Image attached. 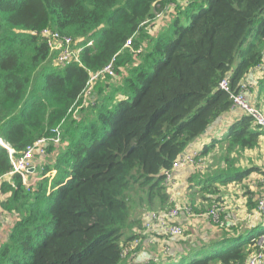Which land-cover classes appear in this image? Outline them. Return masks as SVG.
<instances>
[{"label":"trees","instance_id":"16d2710c","mask_svg":"<svg viewBox=\"0 0 264 264\" xmlns=\"http://www.w3.org/2000/svg\"><path fill=\"white\" fill-rule=\"evenodd\" d=\"M178 1L0 0V138L17 158L60 133V144L46 147L53 162L41 167L43 176L56 173L34 185L5 177L11 164L0 147V211L17 214L0 264H123L122 249L142 226L135 209L144 216L173 207L164 172L231 110L220 82L228 78L230 93H240L264 59V0ZM169 5L172 16L147 32ZM44 29L77 42L78 61L54 66ZM97 73L104 81L83 105ZM259 88L264 96V79ZM263 135L242 115L203 145L204 158L223 148L225 168L192 174L195 193L241 182L252 169L235 167L231 154L257 148ZM251 242L236 239L203 258L194 248L180 256L166 247L147 264H243Z\"/></svg>","mask_w":264,"mask_h":264},{"label":"crops","instance_id":"0c3cea01","mask_svg":"<svg viewBox=\"0 0 264 264\" xmlns=\"http://www.w3.org/2000/svg\"><path fill=\"white\" fill-rule=\"evenodd\" d=\"M263 75L264 59L262 65L251 70L246 77V83L248 85L250 82L252 83V87L247 91L246 95L249 101L260 109H264V96L262 92H259V82L264 79ZM242 115L243 114L240 111L231 109L210 129V131L195 139L189 146H187V152L194 150L201 152V150L203 149V145H208L209 142L213 140H220V138L225 136L228 126L234 121L238 120ZM263 143L264 135L260 139V143L257 148L243 151L240 155L239 163L237 162L235 167L238 168V166H240L242 169H252V171L241 182H232L227 185H220L218 183H215L218 192L215 198V195H208V193L196 194V196L200 195L201 199L197 198L198 201L192 202V206L202 208L203 202L209 203V206L215 205V212L210 211L213 207H207L205 208L207 212L201 219L191 218V216L195 217L197 215L187 213V242L180 241L178 239L179 237L164 236L155 226H153V228L148 230L146 233L144 232L143 234L141 233L138 235V238H140L141 241L137 250L130 253L122 263L147 264L148 260L153 255L155 256L157 254H160L165 247H170L171 254L178 253L180 256L188 254V251L194 248L196 251L195 253L198 257L199 254H201V256L207 254V252L212 249V247L216 248V251H223L228 248L229 245L236 239H241L242 241L247 242L248 240H252L250 238L257 234L258 231H264V218L260 219L264 217V211L262 213H257L254 208H251L254 205V202L259 197L264 195V182L262 180V170L264 169V162L261 164L263 168H260V170L258 168L256 169V167L260 166V163L257 162V157L255 156L257 151L262 150L264 146ZM56 148H58V146ZM212 154L221 156L218 164H220V167H224L225 164L222 159V151L220 149L216 152L212 150V152L208 156H206V158H208ZM235 155L236 154H233L234 157ZM53 159L54 151H52L51 155H48L46 152V155L43 158L35 156V170L33 171V174L30 175L29 181H32L31 179L34 180L35 178L42 179L43 177H49L51 179L56 172L54 170H51L45 176H43L41 174V167L42 163H52ZM183 169L184 170H179L175 173L173 182L177 183L179 181V183H181L182 181L184 182V180L187 178V181L185 183L187 185V194H192L193 192L195 193V188L189 182V178L192 175V170L190 168ZM257 170L259 172H257ZM182 172L184 174L180 175ZM181 176H184L183 179ZM246 187L249 195L245 193ZM172 197L173 196H171V199ZM202 198L204 200L203 202L201 201ZM176 203L177 202L173 200L174 207L176 206ZM249 205L251 207H249ZM187 208H191V206L187 205ZM215 213L219 215L221 224H214L211 215L214 216ZM3 217L6 216L0 215V246L6 240L8 230L12 226V224L9 223L10 220H8V223H6V220ZM184 218L185 217H180L178 221H175L177 224L184 226ZM250 221L252 223L249 227ZM211 223H213L214 225H212ZM229 228H231V233L226 232L220 234L223 231L219 230H227ZM248 233H250L248 238L243 239ZM185 243H187V251H185V246L182 245ZM251 245L252 242L248 244L247 251L250 250Z\"/></svg>","mask_w":264,"mask_h":264},{"label":"built area","instance_id":"2783aa9c","mask_svg":"<svg viewBox=\"0 0 264 264\" xmlns=\"http://www.w3.org/2000/svg\"><path fill=\"white\" fill-rule=\"evenodd\" d=\"M179 5L182 4V0L178 1ZM173 5H169L165 11L156 14V19H161L162 15L169 9L172 8ZM167 17V16H166ZM40 35L42 38H45L47 40V45L50 48V51L55 53V58L53 60L54 66L63 67L64 65H67L71 62H77L78 61V55L81 52V47H77V42H73V40L70 37L67 36H61L59 33L52 31L50 29H44L40 32ZM92 45V41H89L87 43V46ZM111 68L107 67L105 69L106 72H108L109 75H112L110 72ZM98 75L97 74H89V81L87 83V87L83 94L80 97L81 103L84 105L87 102L93 101L92 98V90L95 82L98 81ZM220 88L229 93L230 100L232 102L231 109H236L240 111L243 115L248 116L254 126L257 127L259 131H261L264 134V114H262L248 99L246 95V85L243 86L245 88L240 93L234 94L230 93L229 90V82L228 78L223 79L220 82ZM75 116V114L73 115ZM55 136L51 139L41 138L34 142L32 145H29L24 150V153L14 158L12 156L13 152L10 147H8L3 140L0 138V147H3L7 150L9 158H10V164H11V171L6 175V178H9L12 174H18L20 175L22 182L25 186L34 185L33 181L29 182L30 175L33 174V171L35 170L34 165V158L35 156L39 158H43L46 155V146L48 145V142L50 141L53 144H60V133L58 128L55 129ZM199 151H188L185 150L183 153L177 156L175 161L172 164V167L170 170H167L164 172L165 181L166 183H169L173 178V172L175 170H178V168H190L192 172H198L204 170L205 166V158L201 157L199 155ZM43 165V163H42ZM32 180V179H31ZM262 180L264 182V172L262 174ZM2 201V194L0 192V203ZM256 210L259 213H262L264 211V195H262L260 198L257 199V205ZM1 212V211H0ZM173 210H170L169 212L163 213V214H155V213H149L145 214L144 218L146 220V228H149L151 225V221L156 222L157 228L162 234V230L164 231L163 235L169 236V237H180L183 234V228L179 225H176L172 219L175 217ZM214 219V216L211 215ZM17 219V214H12L10 216V221L14 222ZM215 222H218L215 220ZM252 245L250 250L248 251V254L244 260L243 264H264V232L260 233L257 237L253 238ZM135 245V248L139 245V238H136L132 243H129V246L122 249V257L127 256L128 252L131 251L130 248ZM127 252L126 256L124 255V252ZM163 256L166 253H169L168 248H164L163 251H161ZM153 261L157 260L156 256H152Z\"/></svg>","mask_w":264,"mask_h":264},{"label":"rangeland","instance_id":"374dc122","mask_svg":"<svg viewBox=\"0 0 264 264\" xmlns=\"http://www.w3.org/2000/svg\"><path fill=\"white\" fill-rule=\"evenodd\" d=\"M176 10H175V6H172V8H169L163 15H162V17H161V19H159V20H157V21H153V22H150V24H149V26L147 27V32H150L149 30H151V31H153V32H150V33H152V34H154L155 32V30H157L158 28L160 29V27L162 26V25H164L166 22H167V20H165L166 19V16H168V17H170V15L172 16V14L175 12ZM155 19H156V17H155ZM160 20H164L163 21V23H162V25L160 26L159 25V21ZM263 78H264V75H263ZM101 79H103V78H101ZM101 79H99V80H101ZM98 80V81H99ZM104 80H101V82H103ZM96 83V82H95ZM95 85V84H94ZM252 87V83L250 82L249 83V85L246 83V89H245V91H246V94H247V91L250 89ZM92 100H94L93 99V94H92V98H91ZM254 105V104H253ZM255 106V105H254ZM262 114H264V109L263 108H258L257 106H255ZM263 145H264V143H263ZM221 150L222 151V153L224 154V150H223V148L222 147H220V146H215V148L213 149L215 152L217 151V150ZM242 154V153H241ZM241 154H236L235 155V157L233 156V154H231V157H233V159H234V161H236V159L238 160V163H239V157H240V155ZM256 157H257V162H259L260 163V166L259 167H256V169L258 168L259 170H260V168H263L262 167V163L264 162V146H263V148H262V150L261 151H257V153H256V155H255ZM221 158V156L220 155H216V154H212L211 156H209L208 158H206L205 157V161H206V163H205V166H204V170H202V171H199V172H194V173H191V174H195V173H199L200 174V176H202V177H206V176H210V177H213V176H215L216 174H218L219 173V168H225V166L223 167V166H221L220 167V164H218V161H219V159ZM222 159H223V155H222ZM225 164V163H224ZM238 168L239 169H242L240 166H238ZM179 170H184L183 168H178V170H175L174 172H173V178H172V180L169 182V183H166V181H164V183H165V186L167 187V193H168V195H169V197H170V201L173 199V200H175V202H177L176 203V206L174 207H172L171 209H169L168 211H165V212H160V213H156V212H149V213H155V214H163V213H166V212H169L170 210H173V212H174V215H176L173 219H172V221L176 224V225H179V224H177L176 223V221H178V219L180 218V217H185L184 218V220H185V225L184 226H181V225H179V226H181L182 228H183V234H182V236H180L178 239L180 240V241H182V242H187V213H189V214H194V215H197V216H195V217H193V216H191V218H194V219H201L205 214H206V210H205V208H207V207H213L212 208V210H210L211 212H215V205H212V206H209V203H205V202H203L204 200H203V198H202V208L201 207H197V206H192V202H194V201H198V199H201L200 198V195H197L196 196V194H199V193H192V194H187V185L185 184L186 183V181H187V178L184 180V182L182 181L181 183H179V181L177 182V183H174L173 182V180H174V175H175V173L177 172V171H179ZM257 172H259L258 170H257ZM263 172H264V169L262 170V174H263ZM185 173H187V172H185ZM184 173L182 172L180 175H183ZM190 174V175H191ZM182 177V179H183V177L184 176H181ZM40 179V178H39ZM38 178H35L34 180L32 179V181L34 182V184H36L37 182H38V180H39ZM179 180V179H178ZM30 182V181H29ZM236 183H239V182H236ZM195 188V191L196 190H198L197 189V187H194ZM245 193L246 194H248L249 195V193H248V190H247V187L245 188ZM204 194H207V193H204ZM187 195H188V198H187ZM190 195V196H189ZM171 196H173L172 197V199H171ZM214 196V195H213ZM216 197V194H215V196H214V198ZM198 198V199H197ZM260 198V197H259ZM173 200L171 201V202H173ZM188 200V201H187ZM213 201H214V199H213ZM188 202V203H187ZM187 205H189V206H191V208H187ZM250 205H253V204H250ZM249 205V207H251ZM256 205H257V200L254 202V205L251 207L252 209L254 208L255 209V211L257 212V213H259L257 210H256ZM255 206V207H254ZM143 212L144 211H142L141 209H135V216H134V219H136V220H138L139 222H141L140 224H142V226H141V228L139 229L138 227L137 228H135L134 230H135V232H136V234H143L144 232L146 233L148 230H150V229H152L153 228V226H155L156 228H157V225H156V222H154V221H151L150 223H151V225H150V227L149 228H146L145 227V225L147 224L146 223V220H145V218H144V216H143ZM183 212V213H182ZM149 213H145V214H149ZM186 215H185V214ZM197 213V214H196ZM144 214V215H145ZM180 214V215H179ZM0 215L1 216H3L2 214H1V212H0ZM9 216H6V217H3L5 220H6V223H8V220H10V217L8 218ZM264 217H262V218H260V219H263ZM176 220V221H175ZM215 220H217L218 222H215ZM213 222H214V224H221V222H220V217H219V215L218 214H216L215 213V215H214V219H213ZM9 223L10 224H13V222H12V220L11 221H9ZM251 221L249 222V227L251 226ZM212 225H214L213 223H211ZM158 229V228H157ZM219 231H223V232H221L220 234H222V233H231V228H229V229H227V230H219ZM160 232V231H159ZM162 232V234H166V233H164V231L162 230L161 231ZM262 232H264V231H258L257 232V234H255L252 238H250V239H253V238H255V237H257L260 233H262ZM249 234L250 233H248L243 239H247L248 238V236H249ZM236 235V234H235ZM164 236H166V235H164ZM169 237V236H168ZM140 238H139V244H140ZM244 242V241H243ZM182 245H184L185 246V248H187V243H185V244H182ZM129 246V243L126 245V246H124L123 248H126V247H128ZM139 246V245H138ZM138 246L135 248V245L134 246H132L131 248H130V250L131 251H129L128 252V254H127V252L125 251L124 252V255L126 256V254H127V256H126V258L128 257V255L130 254V253H132V252H135L136 250H137V248H138ZM216 248H213L212 247V249H210L208 252H207V254H205V255H202L201 256V254H199V256L198 257H200V258H203L204 256H206V255H210V254H212V253H215L216 252Z\"/></svg>","mask_w":264,"mask_h":264}]
</instances>
